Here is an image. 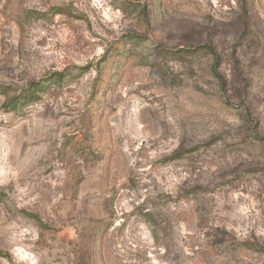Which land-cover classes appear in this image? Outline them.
Masks as SVG:
<instances>
[{"label": "rangeland", "instance_id": "rangeland-1", "mask_svg": "<svg viewBox=\"0 0 264 264\" xmlns=\"http://www.w3.org/2000/svg\"><path fill=\"white\" fill-rule=\"evenodd\" d=\"M31 82L0 264H264V0H0V86Z\"/></svg>", "mask_w": 264, "mask_h": 264}, {"label": "trees", "instance_id": "trees-1", "mask_svg": "<svg viewBox=\"0 0 264 264\" xmlns=\"http://www.w3.org/2000/svg\"><path fill=\"white\" fill-rule=\"evenodd\" d=\"M199 49L206 50L213 57V64L211 66L212 73L219 83H223L222 77L217 72L219 57L215 50L208 45L200 46ZM42 84L40 82H31L26 88H21L19 93H11V87L0 86V96L7 98L3 105V110L6 112H14L24 107L30 106L39 100L38 92L41 90Z\"/></svg>", "mask_w": 264, "mask_h": 264}]
</instances>
